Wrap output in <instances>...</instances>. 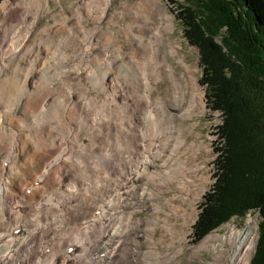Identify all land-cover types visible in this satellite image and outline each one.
I'll return each instance as SVG.
<instances>
[{
	"label": "bare ground",
	"instance_id": "bare-ground-1",
	"mask_svg": "<svg viewBox=\"0 0 264 264\" xmlns=\"http://www.w3.org/2000/svg\"><path fill=\"white\" fill-rule=\"evenodd\" d=\"M47 2L44 4L41 0H9L0 17V264H134L125 259L123 245L128 238L127 231L134 224V213L137 208L134 207V211L129 212V207L123 203H129L126 199L133 192L134 183L142 176L143 164L152 163L159 154L157 150L159 140H163L160 141L163 148L170 138V128L169 134L165 135L163 120L157 114L160 112L168 117V112L164 110V106L155 104L156 100L150 93L153 89L150 82L151 77H164L165 74L169 75L172 84L177 82L173 68L167 62V53L163 49L162 31L163 29L174 31L175 18L168 9L164 11L161 8L162 0H155V3L150 0L143 16L134 15L135 21L149 32L148 38L134 33L135 38L131 39V42L142 48L141 50L127 54L120 47L113 46V42H108L109 44L103 42L102 49L107 51L103 53V58H99L101 61L95 62L97 63L95 69H101V79L104 81L108 74L111 75V71H114L123 77L121 81L116 82L119 88L134 87L135 95L145 89V93H142L143 98L140 95L136 96V106L129 104L131 113H127L131 124L140 120V125L137 124V130L142 134L139 140L140 155L137 156L138 147L134 146L135 137L133 140L126 139L122 142L121 137L117 136L115 141L118 145L127 144L131 149L129 152L128 149H121V159H116L111 144V133L117 124V117L109 103L106 104L108 101H103L104 104L97 102L98 105L91 106L92 98L90 99L91 96L86 91L88 84L85 83L87 86L83 84L85 89L79 86L83 76L85 79L88 78L90 84L95 81V75L91 72L85 74V69L89 65L87 63L91 55L89 49L95 39V33L101 28L99 26L90 30L79 25L78 30L85 34L81 49L78 48L79 64L78 46L71 49L73 55L69 50L72 56L68 57L66 42L62 39L57 43H51V49H45L44 46L48 58L44 57L47 60L41 63L38 69L34 52V59L30 61L25 73L23 72L24 89L22 88V91L19 88L20 94H15L17 96L14 97L16 102L8 107V95L14 90L13 83L22 71L20 59L23 47L34 30L39 12L47 6ZM101 4L106 7L105 10L99 12L89 10L91 15L95 14L98 22L105 17L111 0H102ZM97 13L99 14L96 16ZM84 15L75 14L70 18L61 14L62 23L66 22L64 24L66 27L67 21H73L68 23L66 29L68 31L65 35L68 39L69 36L74 39L78 37L77 19L81 21ZM48 30L47 27L41 36L38 35L39 42L47 44V37L54 33ZM129 33H132V30ZM84 44L89 46L86 47ZM169 44L170 55L177 56L180 43L171 41ZM27 53L32 52L28 50ZM84 60L88 65L82 63ZM177 60L188 70V80L196 90L193 98L197 101V95L201 92L192 68L184 62L182 56ZM34 73L38 75L35 81L31 78ZM6 77L10 79L9 82L6 81ZM38 83L41 84L40 87ZM37 90L40 91L39 96L35 95ZM178 94L180 93L174 94L176 100L174 104L177 105L179 102L177 106H180L182 102ZM144 95L151 104L149 117L144 116L146 109L144 111L141 106ZM108 98L106 99L109 100ZM200 105H204L202 100ZM9 116L12 118L16 116V122H8ZM158 117L161 122L157 123ZM124 122L119 124L123 128L122 131L126 128ZM50 131L54 135L52 134L51 143L47 144V139L45 142L43 139L46 137L43 135ZM83 131L85 132L81 135L80 141L100 146L99 154L80 153L78 135ZM92 134L93 139L90 138ZM6 138H10L7 143L4 142ZM151 146L155 148L152 149ZM133 155L136 157H132ZM24 158L26 161L23 162ZM134 158L137 161L134 168L127 167L122 170V175H116L114 165L117 166L123 161L126 162L124 164H129ZM125 176L127 178L123 180ZM113 177H116V182L110 185ZM146 189L145 187L144 191ZM152 202L156 205V209L153 207L152 211L158 213L161 204L157 200ZM98 208L99 214L95 215ZM166 223L171 225L167 221ZM225 223L227 224L223 223L211 231L212 233L205 235L196 247L198 250L205 249L211 252L214 262L209 264H248L253 251L252 222L249 219L247 227L244 228L238 226L236 220ZM156 225L157 222L154 223L155 227ZM136 227L135 224V230ZM73 231L76 234L71 237ZM175 252L161 254L156 249L143 254H146L148 262L169 263L170 259L175 258ZM173 262L178 263L177 260Z\"/></svg>",
	"mask_w": 264,
	"mask_h": 264
},
{
	"label": "rangeland",
	"instance_id": "rangeland-1",
	"mask_svg": "<svg viewBox=\"0 0 264 264\" xmlns=\"http://www.w3.org/2000/svg\"><path fill=\"white\" fill-rule=\"evenodd\" d=\"M41 1L44 2V4L46 3V1H48L47 6H45L44 9L39 12L38 20L34 24V28H33L34 30L31 33L30 37L28 38L27 40L28 42L25 43L24 45L25 48L23 47L22 52L24 54L22 53L20 59L22 71L19 72V76H21V78L18 76L16 78L17 80L15 81V83H13L14 90H12V92H10L8 95V99H9L8 107L9 105L11 106L13 103L16 102L15 100L16 96L20 94L22 88L24 89L23 75L26 71V68L29 67V63L34 56V52L36 54L35 57H37L36 66L38 69L41 63L46 62L47 59L45 58H48L45 55L46 50H44V46L45 49L47 48L51 49L52 47L51 43H57V41L62 39L63 41L66 42V46H67L66 54L69 55L68 57L73 55V50L71 49H74L78 46L77 47V62H78L79 61L78 53L80 54V50H78V48L81 49L83 36L85 35L84 33L78 30L79 25L84 26L85 28L90 30H93L99 26L101 28L100 30H98L97 33H95V39L93 40V43L89 49V51L91 52V55L89 56L90 58H88L89 62H87L86 60H84L85 62L84 61L82 62L84 64L88 63L90 65L91 68L87 64L88 70L85 69V74L90 72L93 73L95 75L94 77L96 82L94 81L92 84H90L88 78L85 79V76H83L82 77L83 79H81V81L79 82L82 85L79 84V86L85 89L86 88L85 86H87L86 84H88V88L86 89V91L88 92L89 96H91L90 99L95 98L94 100L91 99V106L98 105L97 102H101V104H104L103 101L104 102L108 101L106 104L109 103V107L113 110L112 111L113 114L117 117V124L112 129L113 133H111L112 135L111 144L113 146V151H114L113 154L116 156V159H121L120 156L121 149L123 148L128 149L127 152H129V149H131L127 144L118 145V143L115 141V139L118 138L117 136L121 137L122 142L125 141L126 139L133 140V137H135L136 143H134V146L138 147L137 156H139L141 150L139 140L142 134L138 132L137 124H139L140 120L137 123L131 124L129 122L130 116H127L128 115L127 113L128 112L131 113L130 111L131 109H129L130 108L129 104L131 106L134 105L136 106L137 104L136 103L137 101L135 100L136 96L140 95L142 97V93H145V89L143 88L141 92L136 93V95L134 94L135 93L134 87L131 88L130 86H125L124 88H121L122 87L121 86L120 89L117 86L116 82H118V80L121 81L123 77L114 71H111L110 73L111 75L108 74V78L104 80L106 83H104V81L100 77V75L102 74V72L100 73L101 69L98 68L95 69V66L97 65L99 60L103 58L104 56L103 53L107 51L106 49H102V45L104 43L109 44L113 42L114 43L113 46L120 47L121 50L123 52H126L127 54H133V52L142 49L140 46H136L135 43L131 42V39L135 38L134 33L145 35V37L148 38L149 32L143 29L142 24L135 21L134 15L136 14L143 16V13L146 12L147 3L150 0H111L110 7L106 11L105 17L102 18V20L99 22L96 19V17H94L95 14L91 15L89 10L93 9V10H97V12H99V10H105L106 7L102 6L101 4L102 0H41ZM152 2L155 3V0H152ZM179 2L184 3L181 0H175V1L162 0L163 3L162 7L159 5L164 11L168 9L169 13L173 14L175 18L174 31H169L166 29H163L162 31L164 38L163 49L167 53L166 54L167 62L172 66L173 74L177 82H174V84H172L171 78L167 74H165L164 77L153 76L151 77V82H150V86L151 85L153 86V89L150 90V93L152 98L156 100L155 104L164 106V110L168 112V117H167V116H163L160 112L156 111L157 114L163 120L162 126L165 135L169 134L168 130L170 128L171 130L170 138L168 140L167 145H165L163 148H161L160 146L162 143L160 141L163 140L161 139L159 140L157 147L158 149L156 148L159 151V154L155 157L152 163L143 164L142 166L143 170L141 168L142 176L138 179L137 182L134 183V190H133L134 193L131 192L130 196L126 199L129 200L130 204L123 203L129 207V212L134 211V207L137 208L134 213V219H133L134 224L132 225V228L127 231L128 238L123 245L124 248L123 254L125 259L134 264H148V263L152 264L153 261L148 262V259L146 258V254L143 253L149 250L155 251L156 249L161 254H166L168 252H175V251L177 252V250L179 249L181 250V252H177L178 254L175 252L176 255L175 258L173 260L170 259L169 263L164 262L165 264H209L214 262V258L210 251L205 249L198 250V248L196 247V245L199 242H201V240L204 237L201 240L199 239L194 242L192 240L191 233H189L190 232L189 224L192 218L194 217V212L196 208L195 205L196 201L192 199L191 195L192 194L196 195L198 193L197 190H193L196 186L197 180L200 181L202 179V176H204L205 174L209 175L213 171L212 162L214 161L215 156L211 150L212 142L210 143V140L207 137H208V133L209 134L213 133V129L215 128L219 120L218 117L214 113H212L208 109V106L206 105L205 87L200 85L198 81L201 77V66L199 63L198 49L190 45L187 39L184 37L182 30L183 27L182 22L177 17L178 16L177 3ZM7 4H9V0H0V17L3 8ZM61 14H64L70 18H73L75 14L78 15L85 14L87 16V17L85 15L82 16L81 21L77 19V31H78L77 38L74 39L73 37L69 36L70 39H68V37L66 36L68 30L66 29H68L67 28L69 26L68 23H71L73 21L70 22L67 21L68 26L66 27L64 25L66 22L64 24L62 23L63 22L61 20L62 17H60ZM98 14L99 13H97L96 16ZM47 27L49 29L48 30L49 32L51 33L54 32V33L50 37H47V40L50 42L46 41L47 44H43L41 41L39 42L38 40L41 36L40 34L42 33V31L47 29ZM131 30L132 33H129L131 32ZM38 35H40L39 38ZM80 36H82V38H80ZM171 41L172 42L177 41L180 43L179 54L177 56H172L169 53V49H170L169 43ZM35 45L37 48L35 47ZM84 46L87 47L89 45L84 44ZM28 50H31L32 53H27ZM69 50L72 52V55ZM109 50L110 52L112 51L111 49ZM180 56L183 57L184 62H186V64L191 66L193 75L196 78L197 83L199 85L198 88L201 93H198L197 101L193 98V93L196 92V90L193 84L190 82V80H188L189 77L188 70L184 64H182L177 60V58ZM93 62L94 65H92ZM93 71H96L95 72L96 74ZM31 78L35 81L38 78V75L34 73L31 75ZM5 79L8 82L10 81L8 77H6ZM83 84L85 86H83ZM38 85H39L38 87L41 86L40 83H38ZM111 88L112 89L116 88V89L113 91ZM35 93H36L35 95L39 96L40 91L37 90ZM175 93H180L178 94L180 95V99H181L180 101L182 102V105L180 106H177L179 102L177 103V105L174 104L176 103V100L174 99ZM11 97L13 98L10 99ZM106 98H108L109 100H107ZM201 100L204 105H200ZM141 106L143 107L144 111L146 109V111L144 112V116L149 117V112H151V107H150L151 104L146 100L145 95ZM157 110L159 111L160 109ZM146 112L148 113L145 114ZM138 113L139 112L137 111V114ZM8 118H7L8 122H14V121L16 122V116H13V118L9 116ZM158 118L156 119L157 123L161 122L160 118L159 119ZM122 122L126 124V128L124 129V131H122L123 128L119 126V124ZM84 132L85 131H83L78 135V150L80 151V153L99 154L101 148L100 146H97L93 143H82L80 141V137ZM52 134L54 135V133L50 131V132H46L45 135H43L44 138L46 137L43 140L45 141L47 139L46 140L47 142L45 141L47 144L51 143V139L53 138ZM90 138L93 139V134L90 135ZM9 140L10 138H6L4 142L7 143ZM179 140L180 141L183 140V144L180 143ZM131 142L132 141H130V143ZM132 157H136V155H133ZM22 160L23 162L26 161L25 158ZM124 162L125 161L119 162L120 165L118 164L117 166L114 165L116 169L115 171L116 175H122L123 169L127 167L134 168L137 165V161L135 158L132 161H130L129 164H124ZM126 178L127 177L125 176L124 179L123 178L122 179L126 180ZM110 181H111L110 185H112V183L116 182V177L115 178L113 177V179ZM179 185H181L182 187L185 186V188L189 192L188 196L185 195L180 190ZM115 186H113V188ZM145 187L147 188L146 191H144ZM27 191L29 192V190ZM99 195L101 194L99 193ZM154 200L159 201V203L161 204L160 205L161 209L158 213H154L152 211L153 207L154 209H156L155 203L153 202L151 203V201ZM183 212L184 215L182 214ZM249 219L250 222H252L251 228L254 229V234H253L254 240L252 239L253 250H254L257 239V224L260 220V216L257 213H248L243 218L236 217V218H232L231 221L236 220L238 226L244 228L247 227ZM166 221L169 222L171 225L167 224ZM155 222H157L156 227L154 226ZM163 223H166L167 225ZM135 224L137 225L136 230H135ZM168 229L170 230L168 231ZM74 234H76L75 231L71 232V237H73L72 235ZM133 234L135 235L133 236ZM108 242H110V240H108ZM180 246L181 248H179ZM54 259H56V257ZM174 260H177L178 263L173 262ZM164 263H161L160 261V263L154 262L153 264H164Z\"/></svg>",
	"mask_w": 264,
	"mask_h": 264
},
{
	"label": "trees",
	"instance_id": "trees-1",
	"mask_svg": "<svg viewBox=\"0 0 264 264\" xmlns=\"http://www.w3.org/2000/svg\"><path fill=\"white\" fill-rule=\"evenodd\" d=\"M181 1L177 17L198 49L207 104L222 115L217 180L205 197L195 238L233 216L258 212L249 264H264V0Z\"/></svg>",
	"mask_w": 264,
	"mask_h": 264
}]
</instances>
